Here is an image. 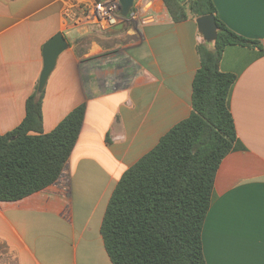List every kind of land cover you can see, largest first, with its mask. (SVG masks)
Masks as SVG:
<instances>
[{
  "label": "crops",
  "instance_id": "1",
  "mask_svg": "<svg viewBox=\"0 0 264 264\" xmlns=\"http://www.w3.org/2000/svg\"><path fill=\"white\" fill-rule=\"evenodd\" d=\"M70 2L0 0V135L24 120L57 33L68 47L44 89V132L86 104L60 177L0 201V264H114L101 226L119 179L192 110L198 45L207 41L197 18L175 21L165 0H135L122 28L102 31L66 19ZM214 3L228 27L264 44V0ZM220 69L237 77L229 105L238 136L215 178L206 262L264 264V48L228 45Z\"/></svg>",
  "mask_w": 264,
  "mask_h": 264
},
{
  "label": "trees",
  "instance_id": "2",
  "mask_svg": "<svg viewBox=\"0 0 264 264\" xmlns=\"http://www.w3.org/2000/svg\"><path fill=\"white\" fill-rule=\"evenodd\" d=\"M175 21L214 14L217 36L198 45L196 72L186 119L129 167L110 198L101 232L114 264H207L202 230L218 169L233 149L237 130L229 99L236 75L223 72L225 48H264L228 27L214 0H165ZM38 86L26 116L0 135V201H15L54 183L74 149L86 114L75 107L52 131L44 132Z\"/></svg>",
  "mask_w": 264,
  "mask_h": 264
},
{
  "label": "built area",
  "instance_id": "3",
  "mask_svg": "<svg viewBox=\"0 0 264 264\" xmlns=\"http://www.w3.org/2000/svg\"><path fill=\"white\" fill-rule=\"evenodd\" d=\"M63 15L74 23L91 24L102 31L115 29L125 18L120 0H71Z\"/></svg>",
  "mask_w": 264,
  "mask_h": 264
},
{
  "label": "water",
  "instance_id": "4",
  "mask_svg": "<svg viewBox=\"0 0 264 264\" xmlns=\"http://www.w3.org/2000/svg\"><path fill=\"white\" fill-rule=\"evenodd\" d=\"M121 2V14L125 17H132L135 7V0H120ZM197 24L199 29L204 34L207 41H212L217 36V23L214 14L203 15L197 18ZM124 26L123 23L116 26L120 29ZM68 47V42L62 33H57L51 39H49L43 49L44 65L40 74L38 83V92H42L45 89L48 78L56 67V63L59 55Z\"/></svg>",
  "mask_w": 264,
  "mask_h": 264
}]
</instances>
